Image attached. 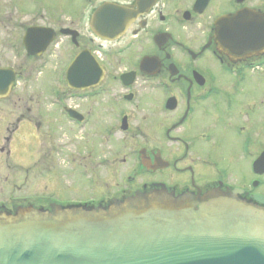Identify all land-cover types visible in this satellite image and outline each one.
<instances>
[{
  "label": "flooded vegetation",
  "instance_id": "af4514ba",
  "mask_svg": "<svg viewBox=\"0 0 264 264\" xmlns=\"http://www.w3.org/2000/svg\"><path fill=\"white\" fill-rule=\"evenodd\" d=\"M81 2L0 0V214L214 190L264 210V0Z\"/></svg>",
  "mask_w": 264,
  "mask_h": 264
},
{
  "label": "water",
  "instance_id": "95a60500",
  "mask_svg": "<svg viewBox=\"0 0 264 264\" xmlns=\"http://www.w3.org/2000/svg\"><path fill=\"white\" fill-rule=\"evenodd\" d=\"M0 264H264V210L220 190L154 191L109 210L20 209L0 215Z\"/></svg>",
  "mask_w": 264,
  "mask_h": 264
},
{
  "label": "rangeland",
  "instance_id": "374dc122",
  "mask_svg": "<svg viewBox=\"0 0 264 264\" xmlns=\"http://www.w3.org/2000/svg\"><path fill=\"white\" fill-rule=\"evenodd\" d=\"M82 0H77V3H76V7H79V6H81V4H82V2H81ZM36 88V87H35ZM34 88V89H35Z\"/></svg>",
  "mask_w": 264,
  "mask_h": 264
}]
</instances>
